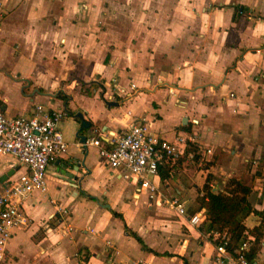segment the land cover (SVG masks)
I'll return each mask as SVG.
<instances>
[{
    "label": "crops",
    "instance_id": "obj_1",
    "mask_svg": "<svg viewBox=\"0 0 264 264\" xmlns=\"http://www.w3.org/2000/svg\"><path fill=\"white\" fill-rule=\"evenodd\" d=\"M37 104L66 112L57 123L66 147L46 167V191L24 200L28 222L0 264H235L215 260L188 216L203 219L204 183L217 191L230 178L264 209V0H0V108L25 116ZM132 118L167 140L194 134V156L160 164L151 179L183 215L148 203L80 144ZM23 169L0 155V191ZM258 222L250 213L244 226Z\"/></svg>",
    "mask_w": 264,
    "mask_h": 264
},
{
    "label": "built area",
    "instance_id": "obj_2",
    "mask_svg": "<svg viewBox=\"0 0 264 264\" xmlns=\"http://www.w3.org/2000/svg\"><path fill=\"white\" fill-rule=\"evenodd\" d=\"M111 81L115 83L114 78ZM134 87L131 83L129 91H119L122 96L130 97ZM108 98L112 100L111 96ZM65 115L63 110H48L40 104L25 116L8 117L0 108V155L14 157L24 168L0 191V262L4 259L6 243L14 230L28 222L22 207L24 200L32 192L46 191V167L65 150L66 144L57 130V123ZM195 142L194 134L182 131L176 132L173 140H167L151 133L144 120L132 118L123 131L96 132L95 136L85 138L80 144L95 147L98 157L119 178L137 183V191L144 193L148 203L156 201L183 215V204L175 197L162 195L151 179L157 175L160 164L182 156L192 158L194 151L187 148ZM200 216L199 213L188 216V223L198 225ZM220 242L214 247L216 261L226 258L235 264H249L241 257L233 260L228 256L224 250V234L220 235ZM246 247L247 243H242V248ZM253 264H264V261Z\"/></svg>",
    "mask_w": 264,
    "mask_h": 264
},
{
    "label": "trees",
    "instance_id": "obj_3",
    "mask_svg": "<svg viewBox=\"0 0 264 264\" xmlns=\"http://www.w3.org/2000/svg\"><path fill=\"white\" fill-rule=\"evenodd\" d=\"M160 167L158 166V169ZM159 175L160 178L165 177L161 172ZM249 192L247 185L233 178L228 179L224 188L217 191H211L207 182L204 183L196 196L198 206L203 209V219L196 228L214 247L221 243L220 235L224 234V250L228 256L233 260L241 257L249 264H253L256 262L255 255L264 235V209L254 210L251 207L247 199ZM250 213L255 214L259 222L247 229L244 226V219ZM135 238L141 247L145 248L140 239ZM244 242L247 243L245 249L242 248Z\"/></svg>",
    "mask_w": 264,
    "mask_h": 264
},
{
    "label": "water",
    "instance_id": "obj_4",
    "mask_svg": "<svg viewBox=\"0 0 264 264\" xmlns=\"http://www.w3.org/2000/svg\"><path fill=\"white\" fill-rule=\"evenodd\" d=\"M114 104H115V102H109L108 105H114ZM75 116H76V117L79 119V121H80V129H81V128H84V127H86V126L88 125V123H87L86 121L83 120L81 113L78 112V113L75 114ZM79 140H80V142L82 143V142H84L85 137H84V136H79Z\"/></svg>",
    "mask_w": 264,
    "mask_h": 264
},
{
    "label": "rangeland",
    "instance_id": "obj_5",
    "mask_svg": "<svg viewBox=\"0 0 264 264\" xmlns=\"http://www.w3.org/2000/svg\"><path fill=\"white\" fill-rule=\"evenodd\" d=\"M222 188H223V187H222ZM249 193H250V192H249ZM248 195H250V194H248ZM250 196H251V197H253V195H252V194H251Z\"/></svg>",
    "mask_w": 264,
    "mask_h": 264
}]
</instances>
